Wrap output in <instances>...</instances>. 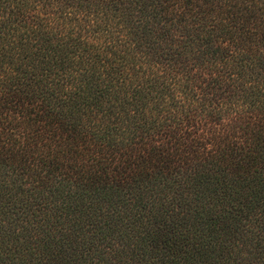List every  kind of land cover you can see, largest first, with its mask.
Wrapping results in <instances>:
<instances>
[{"label": "trees", "instance_id": "trees-1", "mask_svg": "<svg viewBox=\"0 0 264 264\" xmlns=\"http://www.w3.org/2000/svg\"><path fill=\"white\" fill-rule=\"evenodd\" d=\"M0 264H264V0H0Z\"/></svg>", "mask_w": 264, "mask_h": 264}]
</instances>
